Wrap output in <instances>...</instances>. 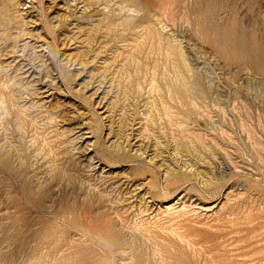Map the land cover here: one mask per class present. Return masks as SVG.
Segmentation results:
<instances>
[{"label": "rangeland", "instance_id": "374dc122", "mask_svg": "<svg viewBox=\"0 0 264 264\" xmlns=\"http://www.w3.org/2000/svg\"><path fill=\"white\" fill-rule=\"evenodd\" d=\"M248 1L0 0V264H264Z\"/></svg>", "mask_w": 264, "mask_h": 264}, {"label": "bare ground", "instance_id": "6f19581e", "mask_svg": "<svg viewBox=\"0 0 264 264\" xmlns=\"http://www.w3.org/2000/svg\"><path fill=\"white\" fill-rule=\"evenodd\" d=\"M147 3L151 4V0H147ZM250 3L251 15L241 17L236 14L237 18H233L230 25L223 29L216 24V36L210 38V42L229 62H239L251 68L254 74L264 76V9H261L263 0H252ZM230 5L236 6V3ZM235 95H240L239 90ZM171 210L172 208L169 209Z\"/></svg>", "mask_w": 264, "mask_h": 264}]
</instances>
